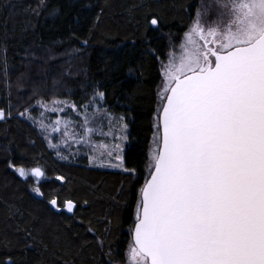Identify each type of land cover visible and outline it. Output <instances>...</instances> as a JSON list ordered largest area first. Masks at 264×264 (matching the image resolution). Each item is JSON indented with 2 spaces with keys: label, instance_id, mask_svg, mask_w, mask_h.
<instances>
[{
  "label": "snow or ice",
  "instance_id": "obj_1",
  "mask_svg": "<svg viewBox=\"0 0 264 264\" xmlns=\"http://www.w3.org/2000/svg\"><path fill=\"white\" fill-rule=\"evenodd\" d=\"M46 7L47 0H37L32 11L39 15ZM190 9L192 5L186 10ZM58 11L52 8L49 15ZM102 13L103 9L84 38L73 33L71 38L82 48L88 46ZM189 19L176 38L178 45L169 37L166 61L156 49H147L160 65V83L143 161L127 158L129 124L123 114L108 110L106 91L99 84L80 103L38 98L35 105L13 112L9 101L7 110L0 108V122H32L52 149L61 144L83 145L89 153L102 149L88 155L90 165L120 169L136 183L143 178L124 264H264V0H197ZM145 23L159 30L162 22L146 14ZM0 70L7 80L6 48ZM19 90L23 91L22 85ZM32 92L35 96L37 89ZM35 107L41 109L39 118L30 114ZM61 113H74L78 119ZM50 114L56 118L50 119ZM54 133L60 134L55 143ZM96 135L111 137L112 142L94 143ZM56 155L69 158L60 151ZM8 166L25 180L45 177L39 165L28 169L9 162ZM48 179L63 183L67 178ZM32 191L44 195L39 187ZM47 204L68 213L78 206L72 199L61 202L58 193ZM9 213L23 216L11 207ZM73 223L84 224L74 215ZM90 225L89 221L85 232L93 236L99 252L93 257L95 264H115L112 242ZM111 225L105 218V235ZM66 227L71 229L72 224ZM16 231H23L26 241L36 239L19 225ZM88 244L84 241L80 249Z\"/></svg>",
  "mask_w": 264,
  "mask_h": 264
},
{
  "label": "trees",
  "instance_id": "obj_2",
  "mask_svg": "<svg viewBox=\"0 0 264 264\" xmlns=\"http://www.w3.org/2000/svg\"><path fill=\"white\" fill-rule=\"evenodd\" d=\"M196 3L47 0V7L37 15L32 11L37 0H0V60L6 48L9 69L7 80L0 70V108L7 110L10 101L15 112L35 105L38 98L47 101L53 97L80 103L85 93H91L99 84L106 91L108 110L114 115L123 114L129 124L127 158L143 161L160 82V65L147 49H156L157 56L164 59L169 37L178 41ZM189 5L192 9L186 10ZM52 8L59 9L55 16L49 15ZM101 9L92 38L82 48L71 37L74 33L84 38ZM146 14L161 19L159 30L147 26ZM69 52L75 55L70 57ZM21 85L23 91L19 90ZM33 87L37 89L35 96ZM37 111L35 107L31 114ZM9 162L42 166L47 178L39 182L22 180L10 170ZM57 175L65 176L66 181L48 179ZM142 183V177L136 183L121 170L90 166L86 157L59 159L30 121L0 122V264L9 259L14 264H95L93 257L99 252L93 236L85 232L89 221L98 235L112 242L115 264H124L136 194ZM35 187L41 189L43 197L32 191ZM57 193L61 202H77L74 213L66 209L57 212L47 204ZM85 200L87 205H83ZM10 207L19 209L23 216H11ZM73 215L84 224L73 223ZM105 218L112 221L108 235L104 232ZM68 224H72L71 229L66 227ZM17 225L32 231L35 241H26L24 232L16 231ZM84 241L89 244L80 249Z\"/></svg>",
  "mask_w": 264,
  "mask_h": 264
},
{
  "label": "rangeland",
  "instance_id": "obj_3",
  "mask_svg": "<svg viewBox=\"0 0 264 264\" xmlns=\"http://www.w3.org/2000/svg\"><path fill=\"white\" fill-rule=\"evenodd\" d=\"M182 36V35H181ZM173 39V38H172ZM174 40V39H173ZM174 42H175V44L176 45H178L179 44V40L178 41H176V40H174ZM170 49H168V51H169ZM176 51L178 52L179 51V49L177 48L176 49ZM69 54V56L71 57L72 55H75V53L73 52V54L71 55L70 54V52L68 53ZM161 60H165L166 61V57L164 58V59H161ZM160 83V82H159ZM58 99H62V98H58ZM66 100V99H65ZM48 101V100H47ZM40 108L38 107V111L36 112V114L34 115V114H31V116H33V117H35V118H39L38 117V113L40 112ZM68 114H70L71 115V118L73 119V120H76V119H78L76 116H75V114L74 113H68ZM68 114H65V113H61L60 115L61 116H65V115H68ZM56 118V116L55 115H51L50 114V119H52V120H54ZM32 123V122H31ZM103 131L104 132H107L108 131V128H107V126H106V122H105V126H104V128H103ZM40 132V131H39ZM40 134H41V132H40ZM42 135V134H41ZM42 137H43V135H42ZM60 139V134L59 133H54L53 134V142L55 143V142H57L58 140ZM45 140V139H44ZM46 141V140H45ZM93 141H94V143H97V144H99L100 142H102V143H105V144H109V143H111L112 142V138L111 137H108V138H104V137H102V136H99V135H96V136H94L93 137ZM46 143H47V141H46ZM77 147H79V152H77L76 151V149H77ZM52 149V148H51ZM52 150H54V152H55V155H56V152L57 151H60V153H61V155H63V156H68L69 158L68 159H61V160H68V161H71V160H73V159H75V160H77V159H79V158H82V157H86V159H87V162H88V155L89 154H98L102 149H97V152L96 153H89V151H88V148L87 147H85V146H83V145H81V146H77V145H72L71 146V148H69V147H66V146H64L63 144H61L60 146H59V148L58 149H52ZM71 153H75V155H72ZM57 156V155H56ZM58 157V156H57ZM59 158V157H58ZM60 159V158H59ZM88 165H90L89 164V162H88ZM34 166H37V165H34ZM34 166H31V167H34ZM90 166H94V167H97V168H101V167H98V166H96V165H90ZM31 167H26V168H31ZM104 169H110V170H120V169H116V168H110V167H103ZM45 174H46V172H45ZM28 178H32L33 179V181H35V182H39V181H41V179H43V178H41L39 181H37L36 180V178H34V177H31V176H29ZM46 178H47V175H46ZM45 178V179H46ZM45 179H43V180H45ZM42 180V181H43ZM128 248V247H127ZM126 253H127V250H126ZM126 253H125V258H126Z\"/></svg>",
  "mask_w": 264,
  "mask_h": 264
},
{
  "label": "water",
  "instance_id": "obj_4",
  "mask_svg": "<svg viewBox=\"0 0 264 264\" xmlns=\"http://www.w3.org/2000/svg\"><path fill=\"white\" fill-rule=\"evenodd\" d=\"M10 168V167H9ZM28 169H30V168H28ZM10 170L11 171H14V169H12V168H10ZM16 173V172H15ZM17 174V173H16ZM17 176H18V174H17ZM19 177V176H18ZM20 179H22V180H25L24 178H21V177H19ZM46 178V174H45V177L43 178V179H45ZM43 179H41V181L43 180Z\"/></svg>",
  "mask_w": 264,
  "mask_h": 264
}]
</instances>
